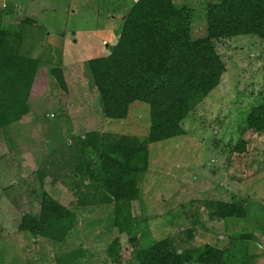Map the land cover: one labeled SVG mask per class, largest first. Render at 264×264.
I'll return each mask as SVG.
<instances>
[{
	"label": "rangeland",
	"instance_id": "374dc122",
	"mask_svg": "<svg viewBox=\"0 0 264 264\" xmlns=\"http://www.w3.org/2000/svg\"><path fill=\"white\" fill-rule=\"evenodd\" d=\"M131 1L0 0L7 48L37 64L27 113L0 126V264H137L136 252L156 242L175 253L209 245L222 264H264V130L245 125L264 106V43L254 35L213 41L219 83L182 119L181 135L146 145L135 200L115 203L89 178L86 144L143 142L148 132L138 101L124 119L102 117L87 68L111 51ZM172 1L190 10V38L204 37L212 0ZM43 194L73 214L61 242L17 230ZM216 203L239 204L243 217L218 219Z\"/></svg>",
	"mask_w": 264,
	"mask_h": 264
},
{
	"label": "trees",
	"instance_id": "16d2710c",
	"mask_svg": "<svg viewBox=\"0 0 264 264\" xmlns=\"http://www.w3.org/2000/svg\"><path fill=\"white\" fill-rule=\"evenodd\" d=\"M190 16L187 6L175 7L172 0H135L123 16L111 51L87 61L103 118L124 119L134 101L148 106L149 126L143 142L121 136L97 148L85 145L95 165L91 168L85 162L89 178L115 203L127 205L138 197L135 179L145 171L146 145L181 135L182 119L218 85L225 69L213 41L254 35L264 43V0L208 2L206 34L198 39L190 38ZM7 44L5 32L0 31V126L27 113L25 99L37 65L11 53ZM60 71L51 70L63 89ZM245 125L255 132L264 130L263 105L250 109ZM214 209L218 219L243 217L239 204L216 203ZM72 223L73 214L43 194L38 213H24L17 230L61 242ZM135 260L137 264H222V251L203 245L175 253L156 242L137 251Z\"/></svg>",
	"mask_w": 264,
	"mask_h": 264
},
{
	"label": "crops",
	"instance_id": "0c3cea01",
	"mask_svg": "<svg viewBox=\"0 0 264 264\" xmlns=\"http://www.w3.org/2000/svg\"><path fill=\"white\" fill-rule=\"evenodd\" d=\"M133 1H135V0H132L131 2H133ZM173 2V1H172ZM173 5H174V3H173ZM181 6H187L186 4H182V5H180L179 7H181ZM178 7V8H179ZM188 7V6H187Z\"/></svg>",
	"mask_w": 264,
	"mask_h": 264
}]
</instances>
